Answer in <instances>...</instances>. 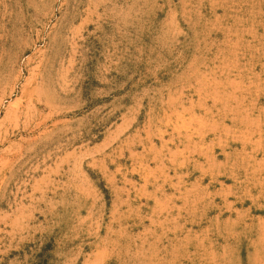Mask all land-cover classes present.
<instances>
[{"label":"rangeland","instance_id":"obj_1","mask_svg":"<svg viewBox=\"0 0 264 264\" xmlns=\"http://www.w3.org/2000/svg\"><path fill=\"white\" fill-rule=\"evenodd\" d=\"M0 264H264V0H0Z\"/></svg>","mask_w":264,"mask_h":264},{"label":"bare ground","instance_id":"obj_2","mask_svg":"<svg viewBox=\"0 0 264 264\" xmlns=\"http://www.w3.org/2000/svg\"><path fill=\"white\" fill-rule=\"evenodd\" d=\"M229 193V192H228Z\"/></svg>","mask_w":264,"mask_h":264}]
</instances>
